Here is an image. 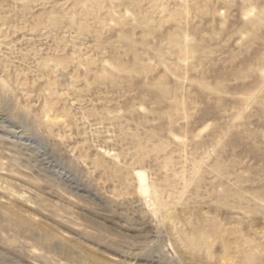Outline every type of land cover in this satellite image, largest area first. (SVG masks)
I'll return each mask as SVG.
<instances>
[{"label": "rangeland", "instance_id": "rangeland-1", "mask_svg": "<svg viewBox=\"0 0 264 264\" xmlns=\"http://www.w3.org/2000/svg\"><path fill=\"white\" fill-rule=\"evenodd\" d=\"M0 264H264V0H0Z\"/></svg>", "mask_w": 264, "mask_h": 264}]
</instances>
